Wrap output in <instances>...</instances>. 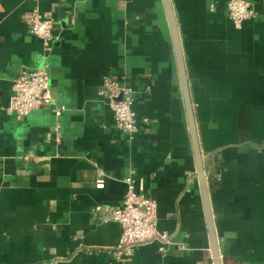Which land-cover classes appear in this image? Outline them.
<instances>
[{
	"label": "crops",
	"instance_id": "0c3cea01",
	"mask_svg": "<svg viewBox=\"0 0 264 264\" xmlns=\"http://www.w3.org/2000/svg\"><path fill=\"white\" fill-rule=\"evenodd\" d=\"M172 1L223 257L264 264V0L242 28L227 0ZM34 11L54 21L50 51ZM44 65L54 103L8 112L19 72ZM106 75L133 89L138 131L117 127ZM131 176L167 237L117 256L108 209ZM0 264H214L163 0H0Z\"/></svg>",
	"mask_w": 264,
	"mask_h": 264
},
{
	"label": "built area",
	"instance_id": "2783aa9c",
	"mask_svg": "<svg viewBox=\"0 0 264 264\" xmlns=\"http://www.w3.org/2000/svg\"><path fill=\"white\" fill-rule=\"evenodd\" d=\"M227 7L229 17L236 28H242L246 20L258 15L248 0H227ZM53 29L54 21L51 17L42 16L38 11L32 13L31 32L42 39L46 51L52 50L56 40ZM15 86L16 92L6 106L10 113L25 116L35 109L54 103L47 65L22 69L15 79ZM133 92L131 87H122L119 80L111 75L104 76L103 86L99 91L101 96L108 99L117 127L128 133L138 131L141 125L134 108ZM65 109V106H58L55 107V112L60 115ZM104 182V178L100 177L97 186L103 187ZM126 183L123 205L108 209L112 218L121 227L117 256L122 253L131 255L136 246L152 242L159 237H167L166 234H160L157 229V201L139 189L132 176L127 178ZM102 208L101 205H97L95 211L99 212ZM179 247L185 248L184 245ZM160 249L162 251L164 247Z\"/></svg>",
	"mask_w": 264,
	"mask_h": 264
},
{
	"label": "water",
	"instance_id": "95a60500",
	"mask_svg": "<svg viewBox=\"0 0 264 264\" xmlns=\"http://www.w3.org/2000/svg\"><path fill=\"white\" fill-rule=\"evenodd\" d=\"M163 4L165 7V11H166V14H167V17L170 23V27H171V32H172L178 76H179L183 98L185 102L188 126H189L190 135H191L194 157H195V164H196V169H197L199 180H200V187H201V191L203 195L205 214H206V219H207V224H208V229H209L211 250H212L213 257H214V264H226V260L224 259L223 253L221 251V246H220L218 234H217V227H216L214 214H213L209 178H208L207 169H206L204 158H203V153H202V148H201V143H200V138H199V133H198L197 121H196V116H195L193 100L191 97L189 78H188L186 64H185V58H184V53H183L178 20H177L176 12L174 9L173 1L163 0Z\"/></svg>",
	"mask_w": 264,
	"mask_h": 264
}]
</instances>
